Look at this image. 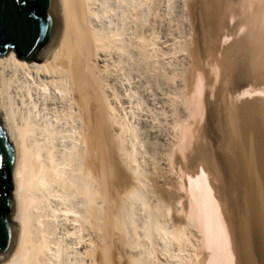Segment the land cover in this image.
Masks as SVG:
<instances>
[{
    "label": "bare ground",
    "instance_id": "obj_1",
    "mask_svg": "<svg viewBox=\"0 0 264 264\" xmlns=\"http://www.w3.org/2000/svg\"><path fill=\"white\" fill-rule=\"evenodd\" d=\"M230 1L233 7L225 6L222 0H183L186 11H181L190 35L185 36L187 39L185 32L181 36L184 42H179V54L186 50L184 55L192 60L184 68L177 67L179 85L170 77L177 86L174 88H179H173L174 98L167 93L171 96L167 103L165 96L150 97L157 99L158 112L166 113L165 126L160 127V120H155L159 118L155 103L157 118L152 122L159 127L148 121L150 142L142 136L145 142H135L134 138H140L139 127L130 123L127 113H120L119 106L123 107L131 94L124 92L128 94L125 97L114 82L117 74L113 78L108 51L117 48L127 55L137 51V62L143 67L145 61V65L151 64L148 45L154 51L159 45L156 39L148 41L142 34L139 40L126 36L128 24L124 20L111 26L114 21L103 17L110 10L105 0H57L59 32L53 47L40 60L19 59L14 51L0 56V115L16 148L15 208L11 215L15 240L10 252L0 254V264H264V100L249 99L254 95L264 98V86H253L245 76L248 72L242 75L244 66L241 75L233 78L228 74L229 66L237 64L236 56L253 66L251 78L264 72V0ZM220 46L225 51L236 47L237 51H232L235 55L230 53L235 60L227 56L235 63L219 61L221 56L215 53L220 52ZM136 60L132 59V64ZM179 62L182 67L183 62ZM246 65L248 71L250 66ZM221 67L227 73L221 75ZM8 68L14 73L21 70L28 83L26 96L21 93L19 99L21 105H14L13 96L10 98L12 75ZM165 72L160 77L165 78ZM226 74L232 80L231 84L227 81L235 105L228 116V128L221 126L224 150L218 151L222 159L217 162L208 146L200 142V137H206L205 131L197 134L196 129L205 117L215 113L213 104H207L208 98L222 84L218 83L222 79L219 76L224 79ZM173 89L169 93L173 94ZM151 94L154 97L155 93ZM144 96L138 100H149ZM181 104L184 117L191 118L193 125L183 120ZM194 123H198L195 129ZM138 143L146 148H141L144 152ZM233 167L241 186L240 258L212 183L222 169Z\"/></svg>",
    "mask_w": 264,
    "mask_h": 264
},
{
    "label": "rangeland",
    "instance_id": "obj_2",
    "mask_svg": "<svg viewBox=\"0 0 264 264\" xmlns=\"http://www.w3.org/2000/svg\"><path fill=\"white\" fill-rule=\"evenodd\" d=\"M106 2H107V4H109V7H110V10L108 11V12H106V15L105 14H103V17L105 18V19H107L108 20V22L110 21V22H113L112 24H111V26H115V23H118V25H120L119 23L120 22H122V20H124L125 21V23H127L128 25H126L127 27L128 26H130V28L128 29L127 27H126V29L127 30H125L127 33H126V36L127 35H129L131 38H133V40H135V37H137V39L136 40H139V38H141V36H140V34H142V37H144L145 39H147L148 41H151V39H152V41H154L153 39H156L155 41H156V45L158 46V48L157 49H159V50H157L156 49V51H154L151 47V45H148V46H150V47H148L149 48V53H150V55H149V57H148V60H149V62H151V64L153 63V61H154V67L153 66H151V64L149 63V65L147 66V65H145V63L147 62V61H145L144 62V64H143V67L141 66V63H138L137 61H138V53H137V51L135 52L134 51V49H132V51H134L133 52V55H132V53L129 55H127V53H123V51H118L117 50V48H111V49H109V51H108V53H110L109 55L110 56H108V59L110 58V61H108V63L110 64V67H112V71H111V73L113 74L112 76H113V78H114V75H116L115 76V78H114V82H116V84L118 85V87H119V89L120 90H122V93L121 94H123V95H125V97L128 95V94H124V92H126V93H129L130 92V98H132V99H130L129 98V95H128V97H126V99L123 101V107H120L119 106V110H121L120 111V113L121 114H126L127 115V119L128 120H130V123L131 124H133V125H135V126H137V127H139V133H140V138L139 139H136L135 140V138H134V141L136 142V141H140L141 143H143V142H145L146 140H149L148 142H150L151 140H153L152 139V137H150L148 134H147V128H149V127H147V126H149V125H151V124H155V126H156V124L158 123V121H159V125H160V127L162 126V127H164L165 126V122L166 121H164V118H166V113L163 111V112H158V110H160V108L158 107L159 106V103H158V101H157V99L158 98H161V97H166L167 98V103L169 102V98L171 97V96H167V93H168V95H172V97L174 96L175 97V92L179 89V88H174V86L175 87H177L176 85L178 84L179 85V80H180V78H179V69H181V68H184L183 66H187V65H190L191 63H189L188 61H190L191 62V60H192V57H190V55H188V57H187V55L185 56L184 54H186L187 52H186V50L183 52V51H181L182 53H181V56H180V52H179V49L181 48H179V46L181 45V44H179V42H184V40H183V38L185 37V36H187L188 37V34L190 35V33H189V31H188V26H189V24L187 23L188 21H186V18H183V17H185V15L183 14V12L184 11H186V9H184V8H186V6H184V4H183V0H173V2H172V0H105ZM134 1V2H133ZM147 1V2H146ZM154 1V3H152ZM223 2L225 1L226 3L224 4L225 6L226 5H229V6H232V3H231V1L229 2L228 0H222ZM149 2V3H148ZM175 2V3H174ZM113 3V4H112ZM145 3V4H144ZM156 3V4H155ZM111 4V5H110ZM120 4V5H119ZM136 4V5H135ZM141 4V5H140ZM169 4H171V5H169ZM118 5V6H117ZM131 5V6H130ZM123 6V7H122ZM133 6V7H132ZM224 6V7H225ZM112 7V8H111ZM131 9H130V8ZM141 7V8H140ZM173 7H176V8H173ZM233 7V6H232ZM231 7V8H232ZM124 8V9H123ZM134 8V9H133ZM152 8V9H151ZM155 8V9H154ZM123 9V10H122ZM126 9V10H125ZM143 9V10H142ZM149 9V10H148ZM118 10H119V12H118ZM133 10V11H132ZM142 10V11H141ZM176 10H178V11H176ZM181 10H183V12L181 11ZM117 11V12H116ZM125 12V13H123V12ZM149 11V12H148ZM153 11V12H152ZM158 11V12H157ZM120 12H122V13H120ZM131 12V13H130ZM137 12V13H136ZM141 12V13H140ZM145 12V13H144ZM179 12H180V14H179ZM115 13V14H114ZM143 13V14H142ZM154 13V14H153ZM157 13V15H155ZM111 14V15H110ZM113 14V15H112ZM119 14V15H118ZM123 14V15H122ZM125 14V15H124ZM132 14V15H131ZM147 14V15H146ZM150 16H149V15ZM114 15L116 16V17H114ZM121 15V16H120ZM137 15V16H136ZM138 15L140 16V18L138 17ZM142 15V16H141ZM146 15V16H145ZM108 16H109V18H108ZM152 16V17H151ZM160 16V17H159ZM179 16V17H178ZM110 17H111V19H110ZM119 17V18H118ZM122 17V18H121ZM144 17V18H143ZM154 17V18H153ZM159 17V18H158ZM174 17V18H173ZM182 19H181V18ZM113 18V19H112ZM120 18H121V20H120ZM124 18V19H123ZM136 18V19H135ZM126 19V20H125ZM140 20V23H138L139 22V20ZM150 19V20H149ZM157 19V21H155ZM170 19V20H169ZM143 20V22H141ZM161 20V21H160ZM172 20V21H171ZM184 20V22L182 23V21ZM137 23H136V22ZM146 21H148V22H146ZM155 21V22H154ZM169 21H171L172 22V24H171V22H169ZM179 21H181V22H179ZM107 22V21H106ZM162 22H163V24H162ZM179 22V23H178ZM129 23H130V25H129ZM136 23V24H135ZM142 23V24H141ZM178 23V24H177ZM195 23H196V19H194V25H195ZM152 24H154V25H152ZM181 24V25H180ZM182 24H183V26H182ZM140 25V26H139ZM143 25V26H142ZM144 25H146V26H144ZM161 26V27H159V26ZM169 25H171V26H169ZM138 26V27H137ZM149 26V27H148ZM185 26V27H184ZM135 27V28H134ZM166 27V28H165ZM172 29H171V28ZM184 27V28H183ZM144 28V29H143ZM156 28V29H155ZM159 28V29H158ZM142 29H143V31H142ZM149 29V30H148ZM153 29V30H152ZM182 29V30H181ZM131 30V31H130ZM134 32H133V31ZM139 30V31H138ZM151 30V31H150ZM184 30V31H183ZM186 30H187V32L188 33H186ZM140 31H141V33H140ZM148 31V32H147ZM153 31V32H152ZM171 31V32H170ZM129 32H130V34H129ZM157 32V33H156ZM173 32V33H172ZM184 32H185V34L186 35H184ZM133 33H135V34H133ZM137 33V34H136ZM139 33V34H138ZM148 33H149V35H148ZM153 35H152V34ZM160 33V34H159ZM180 35H179V34ZM172 34V35H171ZM139 35V36H138ZM168 35V36H167ZM184 35V37L182 38L181 36H183ZM133 36H135V37H133ZM158 36V37H157ZM171 36V37H170ZM169 37H170V39H169ZM187 37H185L184 39H187ZM174 38V39H173ZM169 39V40H168ZM180 39H182V40H180ZM232 40V39H231ZM230 40V41H231ZM160 41V42H159ZM170 41V42H169ZM175 41H176V43H175ZM169 42V43H168ZM172 42H174L173 44H171ZM165 43H167V44H165ZM178 43V44H177ZM167 45V46H166ZM171 45H172V47H171ZM175 45V46H174ZM168 46H170V47H168ZM178 46V47H177ZM229 46V45H228ZM222 46H220V48L218 47V50L217 51H220V52H216L215 53V55L216 56H218V57H220L221 56V60H219L220 58H216L215 57V60L216 61H222L221 63H223V64H225V61H227V60H229V58H227V56L229 57V55H230V53H231V55H233V53H234V55H235V53L236 52H232V51H237L235 48V46H232V47H230L231 49L229 50H224L223 48H221ZM161 48V49H160ZM170 48L172 49V50H170ZM175 48L176 49H178V51L176 50L175 51ZM169 49V50H168ZM174 49V50H173ZM234 49V50H233ZM111 50H112V52L113 53H111ZM153 50V51H152ZM152 51V52H151ZM158 51V54L156 53ZM161 51V52H160ZM163 51H164V53H163ZM171 51V52H170ZM224 51H225V53H224ZM229 51V52H228ZM115 52V53H114ZM117 52V53H116ZM168 52V53H167ZM223 52V53H222ZM135 53H136V55H135ZM152 53H154V54H156L155 56L154 55H152L151 56V54ZM220 53V54H219ZM112 54V55H111ZM119 54H121V55H119ZM162 54V55H161ZM174 54V55H173ZM223 54H225V55H223ZM123 55H124V58H123ZM214 55V56H215ZM230 55V60L231 59H234L235 57L233 56H231ZM117 56H118V58H119V60L117 61ZM125 56H126V58H125ZM127 56H128V58H127ZM151 56V57H150ZM185 56V58H183V60H185V62L182 60V57H184ZM124 59V62H123V60H121L122 58ZM131 57V58H130ZM135 57H137V58H135ZM175 57V58H174ZM224 57H225V59H224ZM237 58H239V56H236ZM121 58V59H120ZM162 58L164 59V60H162ZM189 58V59H188ZM236 58V62H237V64H235V67H237V68H235L233 65H232V67H234V69L232 70L231 68V66H229V64H227V66H229L228 68V70H229V72H228V74H230L229 75V77H232L233 76V78L234 77H236L237 75H241L240 73H241V66H242V68H243V66H244V68H243V73H242V75L244 76L245 75V73H247V75H245L246 76V78L248 79V78H250L248 81H251L250 83L254 86L255 84H257L258 86H259V84L260 85H263L264 86V74H263V76L261 77V75H262V72L261 73H259L258 75H257V73L255 74V76L254 77H252L251 78V75H252V73H253V75H254V69H253V66L248 62V61H246V59L244 60V58L242 59L241 58V56H240V61H239V59H237ZM115 59H116V61H115ZM127 59V60H126ZM132 59L134 60H136V61H134L133 62V64H132ZM150 59H151V61H150ZM157 59H158V61H157ZM169 59V60H168ZM171 59V60H170ZM176 59V60H175ZM177 59H178V61H177ZM218 59V60H217ZM223 59V60H222ZM227 59V60H226ZM130 60V61H129ZM168 60V61H167ZM181 60V62H183L182 63V67H181V63L179 62ZM230 60L228 61V62H230ZM235 60V59H234ZM125 61H126V63H125ZM161 61V62H160ZM167 61V62H166ZM169 61H170V63H169ZM160 62V64H158ZM165 62V63H164ZM173 63V65H172V63ZM178 62H179V64H178ZM232 62V61H231ZM230 62V63H231ZM238 62H241L240 64L238 63ZM114 63V64H113ZM143 63V62H142ZM168 63V64H167ZM232 63H235V61H233ZM122 64V65H121ZM127 64H129L130 66H131V68H130V66H128ZM140 64V65H139ZM146 64H148V62L146 63ZM167 64V65H166ZM170 64V65H169ZM177 66H176V65ZM184 64V65H183ZM247 64V65H246ZM140 67V69H141V72H140V74L138 73L139 71H140V69H139V67ZM159 65V66H158ZM231 65V64H230ZM245 65L248 67V65L250 66L249 68H248V71H247V68L245 67ZM118 66V67H117ZM120 66V67H119ZM158 66V67H157ZM164 66V67H163ZM166 66V67H165ZM180 67L178 70H176L177 69V67ZM220 66H222V64H220ZM115 67H117V68H115ZM127 67V68H126ZM137 67H138V72H137ZM142 67V68H141ZM148 67V68H147ZM161 67V68H160ZM163 67V68H162ZM129 68H130V71H131V73H130V71H129ZM134 69V73H133V69ZM150 68V69H149ZM152 68H153V70H152ZM174 68H175V71H174ZM223 68H226V66L224 67L223 66ZM10 68H8V69H6V70H8V74L9 75H12L11 77H10V79H9V85H8V90H9V93H10V98H12V96H13V98H12V102H14L13 104L14 105H21L20 104V97L22 96V95H25V93H26V89L28 88V83L25 81V78H24V73L21 71V70H19V71H16L15 73H14V69H10V70H12L11 71V73H9L10 72V70H9ZM114 69H115V71H114ZM161 70V72H160V70ZM231 69V70H230ZM250 69V70H249ZM253 69V70H252ZM122 70H124V71H122ZM142 70L144 71V72H142ZM156 70V71H155ZM159 70V73H157V71ZM171 71V72H175V77L177 78V80H176V78L174 77V72L171 74V72L169 73V71ZM227 70V71H228ZM235 70V71H234ZM245 70V71H244ZM114 71V72H113ZM149 71H150V73H152V74H150L149 73ZM166 71V72H165ZM168 71V72H167ZM224 71H225V73H227L226 72V69H223V71H222V67H221V75H223V74H225L224 73ZM251 71V72H250ZM126 72V73H125ZM163 72H165L166 73V75H165V73H164V76H165V78H162V77H160V76H162L163 74ZM178 72V73H177ZM245 72V73H244ZM120 73V74H119ZM129 73V74H128ZM148 73V74H147ZM177 73V74H176ZM264 73V72H263ZM19 74V75H18ZM133 74V75H132ZM144 74V75H143ZM157 74V76H158V78H157V76H155ZM159 74V75H158ZM171 74V75H170ZM228 74H226V75H224V79H223V76H219V78L220 77H222V79L218 82V83H221L222 82V84H218V87H216V89H215V92H214V94L212 95V96H209V100H208V105H211V104H213V105H211V106H213V109L215 110V113L212 115V116H209L208 118H204V120H202L200 123L202 124H200L199 125V129H196V131H197V134H199L200 132H201V134H202V131H205V133H206V137H204V139H202V137H200V142H202V143H204L205 145H207L208 146V150H209V152H210V154L213 156V158L214 159H216V161L218 162L219 160H220V158H221V153L223 152V150H224V147H222L223 146V142H222V128H221V126L223 127V128H228V126H229V124H230V122H231V118L229 117L228 118V116L230 115L231 116V111H232V108H233V106L235 105V102L233 101V99H232V89H231V82H232V80L230 79V80H228L229 78H227L228 76ZM251 74V75H250ZM125 75H128V77H126ZM140 75V76H139ZM151 75V76H150ZM252 75V76H253ZM8 76V75H7ZM124 76V77H123ZM142 76V77H141ZM143 76H144V78H143ZM163 76V77H164ZM260 76V77H259ZM9 77V76H8ZM120 78V81H119V78ZM130 77L132 78V79H130ZM152 77V78H151ZM160 77V78H159ZM170 77H173V78H171V79H173V81L175 82V84L176 85H174V82L172 81V80H170ZM255 77H256V79H255ZM16 78V79H15ZM123 78V79H122ZM129 78V79H128ZM149 78H151L150 80H149ZM156 78V79H155ZM227 78V79H226ZM260 78H262V80L260 79ZM135 81H134V80ZM145 79V80H144ZM154 79V80H153ZM160 79V80H159ZM28 80L29 81H31L30 79H29V77H28ZM118 80V81H117ZM137 80V81H136ZM163 80H164V82H163ZM169 80V84L167 83V81ZM222 80H224V81H222ZM230 82V84H228V81ZM243 80H246L245 79V77H244V79ZM18 81V82H17ZM113 81V80H112ZM131 81V82H130ZM156 81V82H155ZM178 81V82H177ZM121 82V83H120ZM134 82V83H133ZM144 82V83H143ZM149 82V83H148ZM150 82H152L151 84H150ZM156 83L155 85L153 84V83ZM159 82V83H158ZM171 82V83H170ZM173 82V83H172ZM224 82V83H223ZM255 82V83H254ZM26 83V84H25ZM123 83V84H122ZM127 83V84H126ZM139 83V84H138ZM141 83V84H140ZM143 83V84H142ZM159 85H158V84ZM161 83H162V85H161ZM166 83L168 84V88L170 89L169 90V92H172V90H171V87H172V89H173V94L172 93H169L168 92V90L166 89L167 87H166ZM254 83V84H253ZM263 83V84H262ZM16 84V85H15ZM25 84V85H24ZM135 84V85H134ZM164 84H165V86H164ZM172 84V85H171ZM250 84V85H251ZM150 85V86H149ZM152 85V86H151ZM162 86V89H163V87L166 89V91L164 92V91H162V89H161V86ZM169 85H171V87L169 86ZM220 85V86H219ZM256 85V86H257ZM132 86V87H131ZM135 86V87H134ZM158 86V87H157ZM160 86V87H159ZM217 86V85H216ZM13 87V88H12ZM23 87V88H22ZM25 87V88H24ZM130 87H131V89H130ZM137 87V88H136ZM145 87V88H144ZM147 87V88H146ZM152 87H153V89H152ZM155 87V88H154ZM158 88V91H156L157 90V88ZM142 88V89H141ZM151 88V89H150ZM125 89V90H124ZM133 89V90H132ZM135 89V90H134ZM148 89V90H147ZM20 90V91H19ZM127 90V91H126ZM130 90V91H129ZM150 90V91H149ZM153 90V91H152ZM32 91L34 92V89H32ZM137 91L139 92V94L141 93L142 94V92H140V91H143V94L145 95H139L138 93H137ZM144 91H145V93H144ZM152 93V94H154V97L153 96H150V94H148V93ZM154 92V93H153ZM162 92V93H161ZM20 93V94H19ZM21 93H22V95H21ZM157 93V94H156ZM161 94V96L160 95H158V94ZM229 93H230V95H229ZM137 95V98H136V96L135 95ZM151 94V95H152ZM164 94V95H163ZM147 95L149 96V100L148 99H146L147 98ZM158 96V97H156V96ZM163 95V96H162ZM26 96V95H25ZM132 96V97H131ZM138 96H142V99H143V96L144 97H146L145 99L147 100V102H146V100L143 102V101H141V100H138ZM15 97V98H14ZM17 97V98H16ZM19 97V98H18ZM134 97H135V99H137L138 100V102H137V100H135L134 99ZM150 97H152V98H157L156 100H152V98H151V100H150ZM164 97V98H165ZM173 97V98H174ZM221 97V98H220ZM223 97V98H222ZM128 98H129V101H128ZM139 98H141V97H139ZM230 99V100H229ZM249 99H262V100H264V98L261 96H259V95H254V96H251ZM132 100V101H131ZM131 101V102H130ZM134 101V102H133ZM140 101H141V103L143 104H141L140 103ZM149 101H152V102H150V104H148L149 103ZM154 101V102H153ZM157 101V102H156ZM17 102V103H16ZM19 102V103H18ZM131 103V105H130V103ZM16 103V104H15ZM135 103V104H134ZM138 103V104H137ZM144 103H146V104H144ZM154 103V104H153ZM155 103H156V105H155ZM211 103V104H210ZM232 103V104H231ZM148 104V105H147ZM218 104V105H217ZM223 104V105H222ZM133 105V106H132ZM137 105V106H136ZM155 105V106H154ZM207 105V106H208ZM142 106V107H141ZM155 107V111L157 112V117H159V118H161V115H162V117H163V119H159V118H157V117H155V118H157V119H155L154 118V116L156 115V113H154L153 111H154V107ZM180 106H182V107H180V109L183 111V105L181 104ZM128 107V108H127ZM135 107V108H134ZM210 107V106H209ZM130 108V109H129ZM133 108V109H132ZM150 108L152 109V110H150ZM123 109H124V111H123ZM127 109V110H126ZM231 109V110H230ZM134 110V111H133ZM130 111V112H129ZM143 111V112H142ZM152 113H151V112ZM230 112V113H229ZM146 113V114H145ZM149 113V114H148ZM182 114L183 113H185V109H184V111L183 112H181ZM135 114V115H134ZM141 114H145L144 116L143 115H140ZM158 114L160 115V116H158ZM165 114V115H164ZM148 116V118L146 119L147 121H145L144 119L146 118ZM150 116V117H149ZM183 117H184V114L182 115ZM218 116V117H217ZM130 117V118H129ZM140 117V118H139ZM141 117H142V119H141ZM144 117V118H143ZM152 118V119H151ZM188 117H184L183 118V120H185L186 122L188 121V124L187 125H193V124H191V123H193V122H191V118H188ZM211 118H213V119H211ZM139 119V120H138ZM157 120L156 122L154 121V123L152 122V120ZM151 120V121H150ZM161 120H163V121H161ZM214 120V121H213ZM141 123H140V122ZM145 121V122H144ZM148 121H150L151 122V124L148 122ZM132 122H134V123H132ZM164 122V123H163ZM144 123V124H143ZM149 123V124H148ZM162 123V124H161ZM206 123V124H205ZM208 123V124H207ZM213 123H214V125H213ZM138 124H141L140 126L138 125ZM157 124V127H159V125ZM210 124V125H209ZM146 125V126H145ZM198 126V123H194V126ZM145 126V128H143ZM192 127L193 129H195L196 128V126L195 127ZM204 126V127H203ZM147 127V128H146ZM206 128V129H205ZM215 128V129H214ZM145 129V130H144ZM219 129L221 130V131H219ZM195 131V132H196ZM212 131V132H211ZM215 131V132H214ZM220 132H221V134H220ZM213 133V134H212ZM143 134V135H142ZM147 134V135H146ZM196 134V133H195ZM196 134V135H197ZM211 135H213V136H211ZM214 135H215V137H214ZM217 135V136H216ZM144 138V140L142 139V137ZM148 136V137H147ZM148 138V139H147ZM209 138H211V139H209ZM221 138V139H220ZM219 139H220V142H219ZM209 140V141H208ZM147 142V141H146ZM222 142V143H221ZM217 143V144H216ZM219 143H220V145H219ZM139 144V146L137 145V147L141 150V151H145V147H140L141 145H140V143H138ZM147 144L148 143H146L145 145H146V147H147ZM212 145H214V146H212ZM222 145V146H221ZM219 146H221V148L219 147ZM143 150H142V149ZM145 148V149H144ZM148 148V147H147ZM143 151V152H144ZM217 153H216V152ZM218 151H222V152H220V153H218ZM212 152V153H211ZM216 153V154H215ZM218 155H219V158H217L218 157ZM219 159V160H218ZM222 159V158H221ZM219 162H221V160L219 161ZM220 164V163H219ZM222 172H221V174L219 175H215V177H214V175L212 174V175H210V178L212 177L213 179H212V183L215 185L214 186V188H215V190L217 189L218 191H216L217 192V195H218V197H219V200H220V204L222 205V208L224 209V211H225V214H226V216L228 217V222H229V229H230V233L234 236V244H235V249H236V254H237V256L239 257L240 256V250H239V248H240V246H239V242H238V233H239V231H241L242 230V224H243V216H242V213H241V209H240V204H241V186L237 183V181H236V170H235V168L233 167V168H228V170L225 168V170L224 169H222L221 170ZM235 171V172H234ZM235 173V174H234ZM225 179H227V180H225ZM215 180H218V182L217 181H215ZM234 180H235V182H234ZM227 184H228V186H227ZM230 186V187H229ZM232 186V187H231ZM230 189V190H229ZM231 191V192H230ZM231 197H233V198H231ZM231 198V199H230ZM234 203V204H233ZM238 204V205H237ZM235 209H234V208ZM239 209H240V211H239ZM237 216V217H236ZM242 220H241V219ZM238 219H240V220H238ZM238 221H239V223H238ZM240 223H241V225H240ZM239 226V227H238ZM241 228V229H240ZM239 230V231H238ZM235 241H236V243H235ZM240 258V257H239ZM240 264H242L241 263V261H240Z\"/></svg>",
    "mask_w": 264,
    "mask_h": 264
},
{
    "label": "water",
    "instance_id": "obj_3",
    "mask_svg": "<svg viewBox=\"0 0 264 264\" xmlns=\"http://www.w3.org/2000/svg\"><path fill=\"white\" fill-rule=\"evenodd\" d=\"M60 27L57 0H0V56L40 60L54 45ZM16 148L0 115V254L11 251L15 225L11 215Z\"/></svg>",
    "mask_w": 264,
    "mask_h": 264
}]
</instances>
